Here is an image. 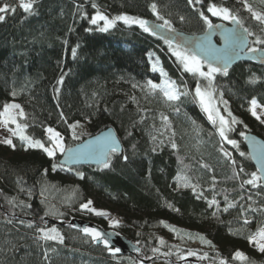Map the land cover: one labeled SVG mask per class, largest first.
I'll return each mask as SVG.
<instances>
[{"label":"trees","instance_id":"trees-1","mask_svg":"<svg viewBox=\"0 0 264 264\" xmlns=\"http://www.w3.org/2000/svg\"><path fill=\"white\" fill-rule=\"evenodd\" d=\"M153 2L175 30L187 34L205 30L188 0H36L31 14L17 7L15 13H6L5 20L0 21V110L5 103L20 104L26 113L21 122L28 125L27 135L45 143L47 127L61 134L66 147L113 128L122 145L108 169L77 166L61 170L58 166L53 171V161L40 150L24 151L20 141H15L12 149L0 143V264H141L143 259L148 264H209L215 254L227 264H264V252L254 249L246 238L264 223V212H246L251 219L246 226L240 215L241 207L264 209V190L250 185L241 188L240 180L231 178L234 169L219 150L216 129L191 95L169 104L159 91L146 94L141 87H133L148 80L161 82L160 72L152 68L157 61L158 68H163L181 92L185 86L192 92L196 80L182 71L165 41L143 32L138 25L118 21L108 32H100L89 23L99 10L109 18L126 14L160 24L162 21L149 8ZM208 2L202 0L196 8L214 24L218 20L207 13ZM211 2L229 8L245 28L264 36V25L251 17L242 0ZM5 3L16 5L18 0H0V6ZM61 76L63 83L57 85ZM252 79L256 82L249 83ZM214 83L217 94L223 93L230 112L241 121L228 132L229 138L237 140L239 150L228 144L224 147L232 153L236 167L244 168L240 175L247 179L245 173L256 169L246 158L240 132L252 131L264 139V124L248 111L252 98L264 105V65L238 63L227 76L217 75ZM56 87L59 93L54 91ZM13 91L17 95L13 96ZM161 113L168 116L175 132L172 139L176 149L166 138L170 133L151 140V135L157 134L155 129L161 128ZM141 116L145 117L143 121ZM77 121L84 130L77 128L79 139L74 140L68 125ZM241 151L246 156H240ZM60 156L55 158L58 165ZM178 174L198 184V191L203 190L206 199H198L190 187L179 188ZM213 177L215 199L221 209L218 216H213L216 208L207 203L214 195ZM225 195L236 202V207L227 212L222 210ZM12 198L15 207L8 203ZM89 199L97 201L99 208L108 206L115 211L127 225L120 235L135 242L139 252L111 253L110 248L95 244L89 235L69 224L72 218H78L106 228L100 217L60 214L47 202L58 201L65 209L79 211ZM20 201L30 207L21 206ZM29 222L33 227L27 226ZM166 224L186 228L191 236L202 235L215 250L196 249L191 260L185 261L189 249L160 246L152 236ZM52 225L62 229L63 243L37 237L36 226ZM237 250L247 261L232 259ZM205 254L207 258L201 259Z\"/></svg>","mask_w":264,"mask_h":264},{"label":"snow or ice","instance_id":"snow-or-ice-1","mask_svg":"<svg viewBox=\"0 0 264 264\" xmlns=\"http://www.w3.org/2000/svg\"><path fill=\"white\" fill-rule=\"evenodd\" d=\"M36 0H18V4H3L0 6V21L5 20V14L17 11V7L21 9L24 13L31 14L34 9V4ZM202 0H188V4L193 6L194 10L198 12L200 19L205 25V37L204 40H207V43H204L201 40L187 41L180 34H175L173 36L164 37L165 43L168 45V50L173 57H175L176 62L181 66L182 71L189 73L196 80V86L192 92L185 90L183 92L179 91L175 81H172L168 78V74L163 70V68H158V61L154 63L152 68L153 71H159L161 77L163 78L161 82L154 83L152 80H148L144 85L133 84V87H141L142 91L146 90V94H153L159 91L166 103L171 104L172 102L178 101L181 96H192L194 102L198 103L200 109L205 113L207 120L215 127L216 133L218 134L221 144L220 152L222 155L232 164L233 166V175L232 179L240 180V187L243 188L245 185H250L253 188L264 187V145L256 144L254 140H251L244 132H240V136L245 140H248L252 145V151L249 152L246 156L244 152H240L239 155L248 159L255 160L257 163L256 170L251 173H245L248 176L247 179L241 177V173H244L245 170L243 167H236V161L232 158V153L225 149L224 145H231L232 148L239 150V144L237 140L231 139L228 136V132L232 131V126L238 123H241L232 113L228 110V102L223 100V93H219V96L216 95L217 88L215 86V80L217 75L227 76L229 66L233 59L239 58L241 55H251V58L258 59L259 62L264 63V36L255 35L248 28L243 26L242 21L235 15L229 8L218 6L217 4L209 0L207 4V13H210L213 17H219L221 20L230 21L233 24V27L230 29H223L221 35L224 40L223 48H216L211 44L208 37L212 34L213 31L222 29L223 26L220 24H213L208 15L204 11H200L196 8V5H200ZM243 7L251 14V17L258 21L261 25H264V13L254 10L247 2V0H242ZM260 3L264 4V0H260ZM93 7L96 8L97 5L93 3ZM149 8L156 19L162 21L160 24L149 25V22L145 19L136 16H129L126 14H121L109 18L103 12L97 10L94 15L91 16L89 23L95 25L96 29L100 32H108L111 28L115 27L117 22L120 21L125 25H138L139 28L145 33L156 35L157 29H167L170 33H175V29L172 28V25L169 20L165 19L163 15L158 12V6L155 2L149 5ZM184 18L181 17V20ZM102 22V25H101ZM90 29H86L89 31ZM264 32V29L261 30ZM255 35L253 41H249V37ZM251 44L257 45V47H252ZM77 54L76 48L72 49V55L75 57ZM64 77L61 76L57 80V85L63 83ZM202 81L206 84H202ZM256 80L252 79L249 83H255ZM56 93H59V87L54 88ZM13 96L17 95L15 91L12 93ZM134 99V98H133ZM219 104L224 105L223 111L228 114L230 119H226L224 115L221 114ZM257 109H260L258 112ZM177 112L179 109H175ZM141 111H147L143 109ZM248 111L251 115L264 124V105H261L257 102L255 98H252L250 101V107ZM63 119V114H61ZM26 113L24 109L18 103H5L0 110V128L5 129L9 135L0 139V143L8 145L15 148L13 144V137L18 138L23 142L25 150L29 148L40 149L46 156L53 161L52 170L55 171L59 166L61 170H64V162H61L59 165L55 162L57 153L66 154L68 160L78 162L81 159H90L93 160L100 168L108 169L111 166L112 157L114 154H117L121 151L118 140L109 132L103 137H97L93 141L81 144L75 149L71 147H66L64 143V138L61 134L51 127L45 129L47 143L42 142L39 139H34L26 134V129L28 125L22 123L21 121L25 120ZM145 119L144 116H141V121ZM161 128L155 129L157 134L151 135V140L153 142L157 141L159 137H165L167 135V140L170 143L173 149L177 148V144L172 139L175 132L171 129V124L167 115L163 113L160 114ZM67 123V121H65ZM195 124V121H193ZM13 125L14 127H10ZM72 130V138L74 140L79 139V135L76 133V129L80 127L79 122L68 125ZM131 134V133H129ZM163 139L160 140L162 144ZM155 150V149H153ZM127 160V157H124ZM182 163V161H181ZM201 167L207 168L206 164H201ZM70 170V169H69ZM211 170V169H209ZM47 170H45L46 172ZM78 175L83 178L82 173ZM213 180V198L207 200L209 207H215L216 211L213 212V216H218L220 209V203L215 199V177ZM20 182L18 181V184ZM183 185V187L192 188L193 192L197 195V198H204L203 190L198 191L200 187L198 184L191 182V179L185 174H178L177 177V186ZM20 191H24V188L21 187ZM251 199V197H249ZM15 198H12L8 201L13 207L16 206L14 203ZM19 204L23 207H30L26 205L24 201H20ZM93 201L88 200L87 202L80 205L82 210H86L89 213H92L97 216H107V213L103 210H98L92 207ZM171 207V205H169ZM236 207V202L229 200L228 196H224V207L223 211L227 212L230 208ZM264 212V209L254 208L251 205L247 209L241 207L240 215L243 217V225H248L251 223V219L246 215V212ZM49 213H45L48 215ZM8 223H12V219L7 220ZM21 224L25 223L23 220L20 221ZM162 224L165 222L161 221ZM110 224L117 225L118 221L110 220ZM28 227H33V224L29 222ZM167 227V225H165ZM170 231L176 232L175 228H170ZM35 231L40 234L39 239L43 240H53L63 243V236L55 228H44L36 226ZM81 231L89 236H91L93 241H99L108 246V240L105 234L97 231L94 228L83 227ZM231 231V229H230ZM236 234V233H233ZM189 238H192L191 234H188ZM197 238L200 239L202 243L211 244L210 241L205 240L202 235L197 234ZM247 240L250 245H254L260 252H264V223L258 225L255 232H250L247 235ZM163 243V240L160 241ZM111 251V249H109ZM116 251H119L116 249ZM155 251V249H154ZM189 255H195L194 252H189ZM207 258L205 254L201 259ZM233 260H238L241 262L247 261L245 254L239 250L235 251ZM219 264H227V262L221 258Z\"/></svg>","mask_w":264,"mask_h":264},{"label":"water","instance_id":"water-1","mask_svg":"<svg viewBox=\"0 0 264 264\" xmlns=\"http://www.w3.org/2000/svg\"><path fill=\"white\" fill-rule=\"evenodd\" d=\"M148 22H149V25L159 24V23H155V22H152V21H148ZM214 24H220V25L223 26V28L213 31L212 34L208 37V40H210L211 44L214 45L216 48H223L224 47V40H223V37L221 35V31L223 29L232 28L233 24L230 21H227V22L218 21V22H216ZM156 31H157L158 34L154 35V37L159 38L162 41H165L164 37L173 36L175 34H180L187 41L201 40L204 43L208 42L207 40H204V37L206 35L205 30L202 33H200V34H187V33H184L182 31H178V30H175V33H170L167 29H157ZM248 39L250 41V37ZM241 62H253L256 65H260V66L264 65V63L259 62L258 59L251 58L250 54L249 55H241L239 58H236V59L232 60L230 66H229V70L233 67V65H236V64L241 63ZM109 132H111V134L118 140L120 148H121V151H122L121 142H120V140L118 138V135L116 134V132H115V130L113 128H107V129L103 130L102 132H100V133H98V134H96L94 136L88 137L84 141L76 144V146L75 145L72 146L71 148L75 149L77 146H79L81 144H84V143H87L89 141H93L97 137H103V136L107 135ZM244 133L251 140H254L256 142V144L264 145V139H261V137H259L258 135H256L252 131H246ZM241 140L243 142V145L246 148L245 150L247 151V153L251 152L252 151V145L249 143V141L245 140L243 137H242ZM58 159H59L58 163L60 164L61 162H64V167H66V168H71V167H76L77 168V166H97V168L99 167L93 160H90V159H81L78 162H74L72 160H68L66 154H61L60 158H58ZM250 160H251L253 166L256 169V167H257L256 161L252 160V159H250ZM261 188L264 190V187H261ZM60 224H62V223H60ZM69 224L74 229H77L79 231H81V229L83 227H88V228H94L97 231L105 234V236H106V238L108 240V246L107 247L118 249L119 251H116L118 254H136L137 252H139L138 245L135 242H133L132 240H130V239L126 238L125 236L120 235V233H116V232H114V231H112L110 229H106V228H102V227L100 228V226H98L95 223H92V222H89V221H85V220H81V219H78V218H72L69 221ZM93 242L95 244H97V245H102L101 242H99V241H93ZM103 246H105V245H103ZM184 260L185 261H190L191 259H184ZM140 261H141V264H148L149 263V261H146V260L144 261V259L140 260Z\"/></svg>","mask_w":264,"mask_h":264},{"label":"rangeland","instance_id":"rangeland-1","mask_svg":"<svg viewBox=\"0 0 264 264\" xmlns=\"http://www.w3.org/2000/svg\"><path fill=\"white\" fill-rule=\"evenodd\" d=\"M248 4L256 11L258 12H261V13H264V4L260 3V0H247ZM210 16L211 14L208 13ZM213 19H216L218 21H223V22H227V21H224V20H221L219 17H213L211 16ZM101 25H102V22H101ZM252 47H257L256 45H252ZM162 80V79H161ZM202 84H206V82H202ZM217 96H219V94L216 93ZM223 100H226L225 98H223ZM227 101V100H226ZM220 110H221V114L225 116L226 119H230L228 117V114L226 112L223 111L224 109V105L223 104H219L218 105ZM228 107V110L230 111L229 109V106L227 105ZM257 111L259 112L260 109H257ZM254 118V117H253ZM264 118V117H262ZM10 127H14L13 125H9ZM81 131L84 130V127L82 125H80V127H78ZM27 134V133H26ZM46 134V133H45ZM9 135V133L3 129V128H0V139H3L4 137H7ZM13 144L15 141H20L18 138H15L13 137ZM5 145V144H3ZM19 145L22 146V149L24 151L25 150V146L23 144V142L20 141ZM10 147V146H9ZM11 149L13 147H10ZM29 149H32V148H29ZM36 150H40V149H36ZM41 151V150H40ZM42 152V151H41ZM45 154V153H44ZM46 155V154H45ZM57 155H60V153H57ZM177 185V184H176ZM179 188H185L183 187V185L181 184L179 186ZM187 188V187H186ZM189 188V187H188ZM24 196H29L28 194L24 195ZM91 201H93V204H92V207L98 209V210H103L107 213V216H97V215H94L92 213H89L87 212L86 210H82L81 208H79V211H74V210H70V209H65L63 208L59 203L58 201L55 202V201H47L49 203V205L55 209L57 211V213H60V214H65V213H72V215L74 213H78L79 215H81V217H100L101 220L104 222V226L106 227V229H110L116 233H121V232H124L125 230H123L125 227H127V225L122 221V219L115 213L114 210L110 209L108 206L107 207H100L98 206V203L97 201H94L92 199H89ZM88 201V200H87ZM86 201V202H87ZM85 203V202H84ZM73 217V216H72ZM110 220H116L118 221V224L117 225H112L110 224ZM167 227L165 225H163L162 227H160L159 230H154L155 232L152 233V236H155L159 245L160 246H177V247H184V248H187L189 249L190 251H195L196 249H205V250H210V251H214L215 250V247H212L210 246L209 244H205V243H202L200 241L199 238H197V235L195 236H192V238H189V232L186 228H183V227H178V226H174L173 224H166ZM52 227H55L59 233L63 236V241L65 239V236H64V233H62V229L59 228L58 226L56 225H52L50 227H45V228H52ZM170 228H175L177 231L176 232H173V231H170L169 229ZM37 237L40 236L39 233H37ZM91 238V236H90ZM43 240V239H42ZM163 240V243H161L160 241ZM43 241H51V242H56V243H60L58 241H53V240H43ZM102 245H104V243L101 242ZM254 249H256L257 251H259L254 245H252ZM109 248V247H108ZM110 249H113L111 250L110 252L111 253H117L116 252V249L114 248H110ZM219 255L215 254L214 257H212V259L210 260V263L209 264H219V260L220 258L218 257ZM193 257V255H189L188 253L185 255V258L184 259H191ZM154 264H172V263H167V262H163V261H158Z\"/></svg>","mask_w":264,"mask_h":264}]
</instances>
